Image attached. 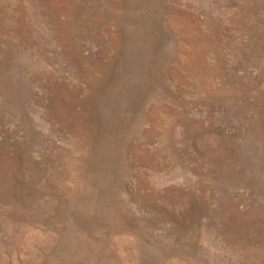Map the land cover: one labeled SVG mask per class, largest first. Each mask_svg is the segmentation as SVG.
<instances>
[{
	"label": "rangeland",
	"instance_id": "obj_1",
	"mask_svg": "<svg viewBox=\"0 0 264 264\" xmlns=\"http://www.w3.org/2000/svg\"><path fill=\"white\" fill-rule=\"evenodd\" d=\"M0 264H264V0H0Z\"/></svg>",
	"mask_w": 264,
	"mask_h": 264
}]
</instances>
